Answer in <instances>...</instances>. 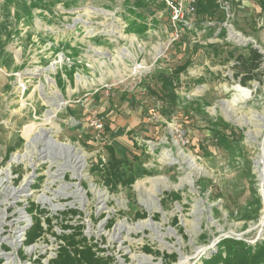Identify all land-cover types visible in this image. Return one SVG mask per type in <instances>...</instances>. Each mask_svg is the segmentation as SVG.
I'll return each mask as SVG.
<instances>
[{"label": "rangeland", "instance_id": "obj_1", "mask_svg": "<svg viewBox=\"0 0 264 264\" xmlns=\"http://www.w3.org/2000/svg\"><path fill=\"white\" fill-rule=\"evenodd\" d=\"M219 3L228 23L174 26L163 0H0V264H49L66 224L83 225L112 264H163L146 246L174 264H202L225 239L258 250L264 77L243 86L232 67L250 46L264 56V0ZM182 65L177 105L149 93ZM208 122L228 125L234 151ZM109 144L124 172H147L108 185ZM257 197L258 219L241 220ZM29 202L52 224L23 246ZM69 210L81 215L60 217Z\"/></svg>", "mask_w": 264, "mask_h": 264}, {"label": "trees", "instance_id": "obj_2", "mask_svg": "<svg viewBox=\"0 0 264 264\" xmlns=\"http://www.w3.org/2000/svg\"><path fill=\"white\" fill-rule=\"evenodd\" d=\"M16 0H4L7 5L12 4ZM166 6L164 2V7ZM167 7V6H166ZM168 9V8H167ZM197 15L201 16V23L198 25H206L205 22L214 23L215 25H222L226 21V16L222 11L219 0H199L197 3ZM204 18V19H203ZM208 24V23H207ZM220 38L226 36L225 27H220ZM216 31L215 26L206 27V32L209 34ZM248 53H241L234 58V78L239 80L240 84L243 86H248L251 82H263V54L255 47L250 46L246 49ZM230 55V54H229ZM231 55H233L231 53ZM187 70L186 65L177 66L170 74L165 72H158L155 76V80L161 84L159 92H153L149 89V93L155 94L160 101L165 104H169L174 107L178 104L179 96L176 94L175 90L180 81V75ZM160 96H158V94ZM211 133L218 135L219 144L221 147L226 148L227 151H234L236 147V134L231 131L229 136L226 137L223 133L227 131L228 125L224 123H212L210 124ZM106 132H110L109 124L105 125ZM232 139V140H231ZM230 141V142H229ZM110 153V161L106 165L104 172L101 174L108 185H116L121 183L122 185H127L129 182L131 184L136 180L135 176H142V173H146L147 170H135L128 174L124 172L122 167L124 164L122 158H119L115 148L109 144L106 146ZM138 161L141 159L139 157ZM126 166V165H125ZM141 175H138V173ZM253 177V176H251ZM254 178V177H253ZM257 195L256 192H253ZM175 200H178L177 195L174 196ZM257 209L254 214L251 215H241L240 219L244 221L257 220L262 209V203L259 197H257ZM28 205L29 213L32 216L33 224L26 232L25 246H31L38 240L42 239L44 234L47 232L44 224L48 228L51 227L52 219L47 217V211L40 209L33 202H29ZM35 214V215H34ZM246 214V213H245ZM81 213L77 210H69L60 214V217H71L75 219ZM102 216L101 219H104ZM140 218L145 219L146 214L139 215ZM58 220L59 217H56ZM81 223V222H80ZM113 225V220L108 221V228ZM63 233L61 235H56V239L59 242L58 249L56 251V257L50 261L49 264H112V260L109 256H105L102 249L96 246V243H92V239H88L84 233V227L81 224L77 225H62ZM247 246V247H246ZM244 242L237 241L234 239H225L219 243L217 253L210 255L209 258H204L202 264H264V242L257 243V251L253 252V248L248 247ZM144 253L147 255H153L156 257H162L164 260L163 264H174L178 256L177 254H166L160 253L159 251H154L152 248L146 246L143 248ZM1 263V261H0Z\"/></svg>", "mask_w": 264, "mask_h": 264}, {"label": "built area", "instance_id": "obj_3", "mask_svg": "<svg viewBox=\"0 0 264 264\" xmlns=\"http://www.w3.org/2000/svg\"><path fill=\"white\" fill-rule=\"evenodd\" d=\"M163 1L165 2L167 8L171 12L174 26H176V24L177 23L179 24L180 22H183L184 24L191 26L194 22H196L197 3L199 0H163ZM227 17H229V14ZM228 22L229 19H226L224 24ZM32 224H33V219H32ZM25 240H26V233H25ZM35 244L36 243L32 244L31 246H34ZM23 246H25V242Z\"/></svg>", "mask_w": 264, "mask_h": 264}, {"label": "bare ground", "instance_id": "obj_4", "mask_svg": "<svg viewBox=\"0 0 264 264\" xmlns=\"http://www.w3.org/2000/svg\"><path fill=\"white\" fill-rule=\"evenodd\" d=\"M261 182L264 183V171L261 172ZM143 226V225H142ZM35 249V247L33 248ZM186 261L184 260V258L181 256L180 261L177 264H185Z\"/></svg>", "mask_w": 264, "mask_h": 264}, {"label": "water", "instance_id": "obj_5", "mask_svg": "<svg viewBox=\"0 0 264 264\" xmlns=\"http://www.w3.org/2000/svg\"><path fill=\"white\" fill-rule=\"evenodd\" d=\"M263 185H264V183H263ZM216 246H217V243H214L210 248H216ZM211 254H212V252H210Z\"/></svg>", "mask_w": 264, "mask_h": 264}]
</instances>
